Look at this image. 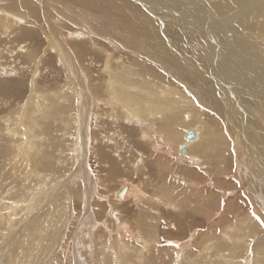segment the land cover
Segmentation results:
<instances>
[{
    "label": "rangeland",
    "instance_id": "rangeland-1",
    "mask_svg": "<svg viewBox=\"0 0 264 264\" xmlns=\"http://www.w3.org/2000/svg\"><path fill=\"white\" fill-rule=\"evenodd\" d=\"M136 1L138 2V4H136L137 10L131 9L128 6V4L125 3L124 1L121 4L119 3V7L117 8V10H118V13L120 15V21L118 22L117 16H115L116 18H114V17L109 18L108 16H104V15L97 14L95 12H91L90 10L84 9L77 2H76V4H74V1H72L73 2L72 3L71 0H34V2H35L34 6L36 7V10L38 11V13H40V18H38V20H36L35 18H31L32 22L35 19L34 20V21H36L35 25H33V24L29 25L28 22L27 23L24 22V19L22 18L24 16L19 15V13L13 9V6L11 7L9 4L5 6V5H2V2H0V7H1L0 13L4 16L3 17L0 14V19L4 18V19H2L1 24H0V28H1L0 29V33H1L0 34V36H1L0 37V122L2 123V124L1 123L0 124L3 127L4 126L6 127L7 125H13L12 128L13 127H19L20 128L19 131H22V132H24V131L28 132V129H29V133L31 136V139L29 140L28 139V138H30L29 133H28V138H27V133L25 135V132L22 134L19 131L18 132L15 131L12 138L18 139V142L20 144L15 145L14 142H13V144H10V142L6 144L3 141V143H4V145H3L1 138L9 140L11 136L10 135L7 136V134L5 132H0V213H2L5 216V218L7 217V221H5L4 223L0 221L1 222L0 223V234L2 233L0 236V264H5V263L10 264V263H8V261H10L9 258L11 255L12 246H13V244L14 245L18 244V240L20 238L23 239L21 241V243L23 245H25L24 243H26V242H24V238L26 237L25 236L26 234L24 233V230L28 229V227L30 225L27 223H23L22 226L24 228H22L19 233H17L18 227L22 222L26 221V217L28 214V213L26 214V212H29V214L32 213L34 210H35L34 212H36L37 209L39 208V205H41V201H42V198L39 197L40 202L36 201V204H35V206L32 207L33 208L32 209L29 207V206H31L30 199L29 198H25V199L23 198V194L25 195L24 189L29 185H32V186L37 185L36 182L38 181V178H39L36 176V173L33 174L31 172V167H30L31 165L30 164H32V163L28 162L29 160H31L30 154L28 153L30 150L29 144L31 143L30 142L31 140L35 141V138H36L35 134L37 133L35 131V129H30V125L33 122V118L28 114V111L30 110V108L28 107L29 106L28 102L30 101L31 96H33L35 94V90L37 93L40 92L39 94H42V92H43V91H40L39 89H36V87H37L36 81H37V84L39 86H44V87L51 89V90H57L59 85H61L60 89H64L68 85L71 87L72 90H75L78 87L80 88L79 84L81 82L77 83L76 81H74V77H72L73 80L70 79L71 77L69 76V73H67V71H69L70 69L67 68L68 65H65L66 63L64 64V62H68V61L66 59H64V57L62 55H61L62 56V58H61V56H59L57 54V52L55 50L51 49V47L49 46L51 44L50 40L55 41L54 38L51 37V32H50V28H49L50 19H51V24L53 26H56L57 29L61 32V34L63 36L66 35L67 38L74 36L71 34L72 30H74V32H75V31H78L80 28H85L86 32L87 33L89 32L87 35L90 37L91 40L88 44H84V46H82V45L78 46V44L75 43L74 45H75V47H78V49L80 47V48H84L86 50H89L90 53L89 52H87V53L90 55L92 54V56H94V58H95L93 60L94 63L90 64V56L87 54H86V57H84L82 60H80L79 56H77L75 54L74 55H75L77 65L82 68L79 75L81 74L80 76H82V78H83V81H84L83 87L85 90L90 92V95H92L93 98H95V99L99 98L101 100L102 99L106 100L107 98H109V96L107 95L105 89L107 90V89L113 88V89L117 90L118 85L115 84L114 82H113L114 85H110L109 88L105 87L103 85V83H104L105 79L106 80L113 79V78H111L110 75L113 72V69L115 67L125 66V64H123L121 62V60H123L126 64H129L133 58H138L139 60L144 59L147 63V66H149L152 69V71H154L157 74L156 75V74H154V72L151 71V75H153V76L150 75L152 78H155L154 81H156V83L164 84L159 80H162V81L167 80L168 84L173 85V87L180 88L181 91H183V93H185V91H184L185 88H187V90L186 89L185 90H186V93L188 92L187 94H189V95H190V91H192V90L194 91V92H191V95H192L193 101H194L192 107H194V109L193 108H192L193 110L190 109L189 112H191L192 116H194L195 112L192 113V111L198 110L199 112H201L203 114V116L199 118V119L204 118V119H202V124L203 123L204 124H207V123L211 124V125H209V124L205 125L204 127H200V129L203 131V132L201 131V136H202L201 138H203L205 136L204 134H205V130H206L211 135L208 134V136H206L205 138H208V139L211 138V140H213L214 139L213 137L215 136V132L217 131V132H219V136H217L216 139L222 135L223 138L222 139L220 138V141H222L223 139H226V141L228 143V151L227 150L225 151V157H224V155H222V156L220 155V159H221V157H222V159L225 158V159H223V161H225L224 162L225 164L224 163L222 164L223 167L225 166V172L224 173L222 172V174L219 175L220 177L224 176L222 179H220V180L216 179L217 175L219 174V170L216 167L217 163H215L216 165H213V164L209 165L210 167L208 166V168L205 170L204 175L208 178H206V180L203 182H198V180H195L196 185L192 184V183H194V182H192L191 183L192 186H190V182H188L186 179L187 176L184 173L185 172L184 171L185 166H182L185 163L182 159H178L176 161V158H174V161H173L174 165L168 164L166 161H163V165L160 168L161 170L159 169V171L164 172L165 168H166L165 171H166V173L168 171V174H169L170 170L175 171V172L170 171V175H172V173H173L172 177L175 176L176 180L178 178V180L176 181L177 185L179 187L181 186L180 188H183L186 185H187L186 187H188V186L191 187L190 189H192V190H188V191L191 193H194L195 199L193 197L191 200H187V203L189 205L187 204L186 206H184V204L186 203V199L183 198V200H182V197H184V196L179 195L177 197V199L175 200L176 204L177 205L179 204V205L175 206V208L173 209L171 206H170L171 207L170 208L168 205H166L167 200L165 199L164 196H161L160 201H162V202L159 204L157 202H155L158 204L157 205V204L153 203V201H155V200L154 199L152 200V198L160 195L159 191H157L156 187L159 185V182L162 180L157 181V177L155 176L157 174L156 169H155L154 165L152 163H150V161H149L150 159H151V161L154 159V155L152 156V154L150 153L152 148H151V145L147 144V143H151V141H154V143H156L155 145L157 147L159 145L162 147H168V146L166 144H163V143L161 144V142L157 141L153 137V134L151 136L152 140H150L149 139V138H151V137H149L150 133H147V135H146L144 130H143L144 133L143 132L140 133L139 128L142 127L144 129V126H142V124H139L138 122H136L132 118L131 119L133 121L131 119L128 120V122L126 119L124 120V118L126 116L123 117L125 115V111L121 105H119V106L117 105L118 107H120L119 108L120 110L117 108V106L114 107L115 109L113 108V110H115L116 112L117 111L121 112V113H118V112L116 113L115 111L113 112L117 115L121 114V120L119 121L120 124L116 123L117 125L116 124L112 125L113 127L110 125H108V126L107 125H105V126L98 125V124L102 123L103 120L109 119V118H107V116H105V114L108 111H106L107 108H104V111H105V113H104L103 109L100 108L99 110L102 113H104V116L100 117L101 112L95 111V109L98 110L96 108L95 104L103 105L102 103L104 101L101 103L94 102L92 110L89 111L90 112L89 118H88L89 120L87 121L89 126H88L87 130L90 128V126H92L93 127L92 131L94 130L96 132L93 131L94 133L92 134V131H91L90 134L92 136L91 135L89 136V139L90 138L91 139L87 140L88 143L85 144V147H84V149L82 148L83 151L81 152L83 157L86 159L85 164L88 167L89 172L92 175V178H93V184L92 185L96 187V188L93 187V189H94V193H93L94 197H92L93 202L91 201V204L89 205V207H87V210H89L88 214L87 215L83 214L84 209H85L83 207L85 205H83L84 203L82 200H79V199L77 200V197H75V198H73V200H71V204L67 202L68 206L69 205L71 206V207L70 206L67 207V209H66V203H64V197L63 198L58 197V199L53 200L49 204V206H50L49 211L46 210L48 207L47 206L45 208V214L42 215L43 217L41 219H43V218L47 219V217H48V219L50 221V225L52 226L54 224L53 222L58 221V219H60L59 223L62 222L64 220V218H66L67 215H69L70 212L72 211L71 213H74V214L69 221L68 230L65 233L64 237L60 240L61 236L57 235L55 231L51 232L52 234H50L48 231V230H50V228H48L47 230H44V232H42L40 234V236H38V238L36 237L37 240L34 242L32 249L29 252V255H27V258L21 259V257H20L21 252H24L25 248H24V246L18 245L17 247H19L18 248L19 251L17 250L18 256L15 255L16 259L21 260V264H35V263L36 264H76V263L77 264H83L85 261H83L81 258H80V260H77L75 257V254H74L75 251L77 250V248H80V247H78V245H82L83 249L85 250L84 255H90V256L94 257L93 252L96 248V245L98 246L102 242H107V241L109 242V239L111 236L119 237L118 227L121 225L116 224V221H115L116 220L115 218L120 217L119 213H117L118 215L115 213V211H118V210L122 216L121 221L124 218V219H126V221L131 222V220H132V222H133V226L131 225V229L129 230L130 233H128V235H129L128 240H129L130 237L135 236V233L133 231H138V230H134V229H136V226L139 225L138 222L144 221V220L142 221V218L139 219L140 217L137 218V216L140 215V214H138L139 211H143L142 215L144 212L148 213V215L150 214V212H148L149 211L148 207H146L147 206L146 203L147 204L149 203L148 201H150V202L152 201L151 203L153 204V206L156 209H158V214L160 212V214L158 215L159 217H157L158 218L157 220L159 222H158V229H157L158 234L157 233L156 234H157V237L159 236L158 240L163 245H165L166 247L169 248L170 255L168 256V254H167L165 256V259L167 262L166 264H175V263L178 264V261L180 259L181 260L184 259L183 254H185L186 251L189 250V248L192 249L191 252L196 253V254L195 253L190 254V257H192L191 255H193L192 258L195 257L194 259H197V258H199L198 256L200 254L199 250H201V248L203 246H207L208 250L211 249L210 252L208 253L209 255L207 256L208 262L205 264H220V263L223 264L222 262H226L227 260H228L226 262L227 264H240V263L245 264L244 260L246 261L247 257H249V256H254V254L258 250H261L262 255H264V237H263L264 236V201H263L264 200V188H263L264 187V181H262L263 180L262 178H259V177H261L260 173L262 176H264V169H263V166H264V148L262 147V145L264 143L255 142L254 138L252 137V133H250L251 131H250L249 126L244 125V122L246 124H248V122L249 123L251 122L250 120L255 122V119H254L255 117L253 116L254 114L249 112V106H247V103H245V102L237 100L238 104L233 103V105H230V104L227 105L226 103H224V105L226 104V108H225L226 112H228V114H229V116L227 117L228 119L225 118V121H224V117H222L223 116L222 114L224 113V108L221 107V110H220V109H218V108H220V106H218V104L217 105H215V103L213 105L207 104L206 100H202L204 98L202 97V94H198L200 92H198L199 91L198 89H197L198 91L196 90L195 86H193V85L189 86L190 90H188L187 86L184 87L185 85L183 83V80L179 79L180 77H178L179 76L178 73H176L175 71L173 72V69L168 65H167L168 68L165 67L166 64L163 61L164 60L163 58H160V61H163L164 64H162V62H160L161 64H159L158 63L159 60H155L159 66L156 64V62L154 60L150 61L149 57L146 55L145 44L154 42L151 38V34L153 31H155V30L159 31L161 28L168 27L167 25H168L169 20L166 19L165 17H167V14L169 16L170 9L169 8L167 9V14H166L165 12H162L160 10L156 11L154 8H153V10H150L147 7H145L144 3H141L138 0H136ZM173 1L175 2V0H171L172 6L174 5ZM253 1L254 0H251L250 3H253ZM45 2H46V8H47L46 11L43 9V5H45ZM246 2H249V0H246ZM160 4H161V2H160ZM257 7H260V11H257V12H255V10L250 11L249 12L250 17L253 19H256V21H258L259 23L264 24V18H263L264 17V5L260 4ZM74 8H75V10H74ZM3 9H5V10H3ZM6 10H8V11L10 10L9 11L10 13H7ZM173 10H174V8H173ZM31 11H29L30 16L31 17L35 16L34 13L31 15ZM109 11L112 13V10H109ZM99 13H103V12H99ZM10 14L11 15L14 14V15H12L14 19L17 16L16 17L17 19H15V20H16V23H18V24H15V23L11 24V26L13 27L11 29V32H9V30H7V29L6 30L4 29V27H6L8 21L10 20L8 18V17H11ZM199 17H200V15H199ZM199 17L197 16L196 18H194V20L189 19V21H194L191 23L192 25L202 24L203 21L200 20ZM19 18L21 21L18 20ZM114 20L117 21V23ZM124 22H125V24H129L131 26V29H129L127 26H125L124 29L126 31H122L121 28H122ZM197 22H199V23H197ZM36 23H37V25H36ZM77 24H78V26H77ZM28 25L30 27H28ZM36 26H37V28H36ZM77 27H80V28L78 29ZM206 27L208 28V30H206L207 32L205 33L207 35L206 42L208 40H211V37H212V38H214V41L221 43L220 39H219L220 28L217 26L216 27L215 26H209V27L206 26ZM39 29H40V31H39ZM3 30H5V31H3ZM179 30H180L179 32L182 31L181 29H179ZM127 31H129L130 33H127ZM239 32L243 33V35H246V37L249 38L250 41H251V39L256 41V43L253 42L251 44V47L255 46L254 48H256L258 50L256 54H259L260 56L259 57L256 56L257 60L254 59L253 56L250 57V58H253V59H250L251 61L255 60L254 61L255 63H254V62H251L250 60L247 61V59L249 57L248 58L246 57V60H244L245 58L243 59V56H241L242 54L239 52L238 56H240V58L236 57L234 60L237 63L235 62L236 63L235 64L234 61H230V65H232L234 69L236 68V69H239L240 71H242L241 67L243 65L248 70H251L257 74H258V72H257L258 69L262 68V70L264 71V67L261 65V62L264 64V35H262L263 37L261 35L258 36L256 34L251 35L249 30H247V29L243 30V31L240 30ZM234 34L235 33L230 34L232 39L233 38L234 39H240L239 36H236ZM129 38H131L132 42L127 41ZM164 39H166V37H164ZM82 40L83 39L76 40V41L81 42ZM167 40L169 41V40H171V38L168 37ZM241 40H243L242 37H241ZM175 44L176 43L171 42V45H172L173 49L175 50V52L179 53L182 56V58L180 59L181 63H183L185 65L191 64V67H193L195 65L196 61H194L190 57V53H193L192 56L202 54L204 56V58L206 57L205 53H210V50L208 48H205V47L199 48L198 45H195V49L193 52H192V49H193L192 48L191 50L186 52V54L184 55L183 53L179 52V48L177 46H174ZM190 44H192V43H190ZM202 44H205V43H202ZM253 44H254V46H253ZM31 48H32V51L30 50ZM27 49H29V50H27ZM26 50H27V52H26ZM105 51H107V52L109 51L108 52L109 54ZM110 52H111V54H110ZM221 52H222V49H221ZM35 53L37 54L35 56L36 60L34 58ZM50 55H53L52 57H54V58H52V57L50 58ZM56 55H58L59 57L58 56L56 57ZM25 56L28 57L29 59L26 58V60H25V58H24ZM187 58L190 59V60H188L189 63L183 61V60H186ZM116 59L117 60L120 59V61H117ZM239 59H242L241 60L242 62L239 61ZM249 61L251 64L249 63ZM192 63H194V65ZM238 63L239 64L242 63L241 64L242 66L240 65L241 66L240 67ZM251 65L254 69L251 68ZM85 66H86V68H89V70L88 69L85 70ZM156 67H157V69H155ZM167 69L169 71H167ZM161 72H164V73H161ZM246 72L247 71H244L243 73H237V72H235V70L234 71L232 70L231 80H228V81L229 82L230 81L235 82L236 83L235 86H236L237 90H243L245 87H247V84H248V86L251 85L250 87H252L254 85H259L258 82L254 81V83H253L251 81L252 79L245 78L244 77L245 75L246 76L249 75V73H246ZM244 73H246V74H244ZM87 74L91 77L90 80H92V82L88 80L89 77ZM162 74H165V76ZM240 75H241V77L243 75V77L241 78ZM167 76H168V78H167ZM162 77L163 78L166 77V78L162 79ZM217 77L221 78L222 79V80L220 79L221 81H225L222 73L219 74ZM199 78L201 81L200 84L202 85V82H204L205 80L201 79L200 76H199ZM199 78L197 77V82L199 81ZM101 79H102V81H101ZM96 80H98L99 84L101 85V86L99 85V87L101 88V92H100L101 95H99V93L97 92L98 89H96V87L94 88V81H96ZM168 84H166V85L169 86ZM198 84H199V82H198ZM237 84H239V85L241 84V85L238 86ZM182 85H184V86H182ZM11 86H13V87H11ZM134 86H135L134 87V89H135L136 85H134ZM191 87L192 88L194 87L195 90L192 89ZM255 88H256V90L258 89L261 91V88H259V87L257 88L256 86H255ZM162 95H164V93ZM228 96H230L229 93H227V92L222 93V99H225ZM244 98H248V96L247 97L244 96ZM5 102H7V103H5ZM196 103H198V104H196ZM194 104H196V105H194ZM204 105H205V107L203 108L202 106H204ZM236 106L238 107V110H236L237 109ZM131 107L132 106H129V107H127V109L134 110L133 107L132 108ZM197 107H198V109L195 110ZM199 108H202V109H199ZM108 109L111 110V108H108ZM243 109H245L244 110L245 112H243ZM187 110H189V109H187ZM187 110L185 111L187 114L185 112L183 113L187 119L184 120L185 118H184V116H182L184 118L183 119L184 123L186 121L189 122L188 120L191 121V115ZM201 110H203V112ZM218 110H219V112H218ZM76 111L78 112V109H76ZM220 111L223 112L220 114L221 116L218 114V113H220ZM199 112H197L195 114L199 115L198 114ZM201 113L199 116L202 115ZM96 114H97V116H96ZM189 117H190V119H189ZM26 118H29V119L27 120ZM136 118L138 119L139 117H136ZM197 119L198 118H196L195 121L192 119V121H194L198 125L197 124H196V126L190 125L191 128L188 126L189 124L183 123L184 126L181 124L180 129L183 128V129H181V131L184 129L187 130V128L188 129H195L194 126L195 127L201 126L200 125L201 123H199V122H201V120L198 119L199 120L198 121ZM96 120H98V122H95ZM139 120L144 122L143 125H146V124L149 125L150 124L149 127H152L153 124H155L157 122V120H155V121H153L154 123L153 122L149 123V122H147V120H145V119L143 120V118H139ZM227 120H228V123H227ZM28 121H30V122H28ZM196 121H198V122H196ZM3 122H4V124H3ZM216 123H218V124H216ZM219 123H221V124H219ZM27 124H29V125L27 126ZM234 124L238 125V127L234 126L233 128H231L230 125H234ZM239 124H241V125H239ZM222 125L225 127V129L222 127ZM97 126H99L98 130H95V128L97 129ZM117 126H119V127H117ZM192 126H193V128H192ZM219 127H221V128H219ZM246 127L249 129H247ZM51 128H52V131L55 132V130H56L55 125H52ZM203 128H205V129H203ZM217 128H218V130H217ZM222 128H223V131L225 130L224 132H222ZM212 129L213 130L215 129V130L213 131ZM209 130H211V131H209ZM219 130H221V131H219ZM246 130H248L249 132H247ZM89 131H90V129H89ZM231 131L238 133V137L237 138L235 137V139H234V137H232L233 134L231 133ZM207 132H206V134H207ZM31 133H33V134L35 133L34 136ZM152 133H155V134H158L161 136L165 135L164 132L161 130L156 131V132H152ZM248 133L250 134L251 137L248 135ZM127 134H128V136H127ZM131 134H133V136H132L133 138L129 137V135L131 136ZM138 134H140V135H138ZM213 134H214V136H213ZM97 135H100L101 138L98 136L99 138L97 137L96 140H94L93 136H97ZM247 135H248V137H247ZM108 136L110 138L112 137L111 140L113 139V141H115L113 143L117 147L120 144L119 147H121V151H120V155L118 156L119 159L115 156L113 157V153H109L108 156L106 155L107 158L113 157V159H115L117 161L120 160L117 163L119 168L124 167V164L128 163V164H130V166H131L130 169L132 170V168L133 169L135 168L134 163H137V161H136L137 157H141L142 155H140V154H145V157L143 158V163L145 164L146 169L144 166V167L140 168L139 170H132L134 172H131V173H130L131 170H129V172H128L129 175H126L124 177L121 175L122 174L121 172L123 171L121 168L117 170V169L108 168L106 166L105 168L103 167L104 169H102L101 163L106 162V160H105L106 158L102 157V159L100 161L99 156L97 154H98V152H101L102 149H105V147L107 148V150H109L108 152L111 151L110 148L112 147L111 146L112 143L107 141V143H108L107 144L105 142L106 141L105 139L109 138ZM244 137H246V138H244ZM130 138H132V139L130 140ZM98 139H100V140H98ZM185 139H186V137H185ZM247 139H249V140L247 141ZM21 140H23V141L21 142ZM127 140H129V142L131 141L130 144H128V143L126 144ZM140 140H142V141H140ZM261 140H264V139H261ZM145 142H147V143H145ZM252 142L253 143L255 142V143L253 144ZM94 143H95V145H94ZM97 143H98V145H96ZM138 143L141 144L140 147H138L139 146ZM87 144H88V146H87ZM8 145H9V147H8ZM123 145L124 146L127 145V149L129 151V153L126 154V152L123 151V148H124ZM221 145L223 146L224 144L221 143L220 146ZM95 146L96 147L98 146L99 148H101V150L98 149V147L96 148ZM222 146L220 147V149L222 148ZM224 147H225V145H224ZM159 148H161V147H159ZM177 149L179 150V148H177ZM84 150L86 151V153ZM157 150H159V149H157ZM33 151H36V150L33 149ZM130 151H131V154H130ZM132 151H134V152H132ZM136 151H139V153H137ZM260 151L262 152V154H260ZM21 152H23V153H21ZM66 152L65 153L63 152V154L68 155L69 150L66 149ZM162 152H164V151H162ZM132 153H134V154H132ZM170 153L171 152H168L169 156L170 155L174 156L173 153H171V154ZM82 155L81 154L77 155L78 158L76 159V161L74 163H71L72 161H69L68 165L72 166V168L68 173H71L74 169H76V166H78V163L81 160L80 157H82ZM177 155H184V153H180V151L178 153V151H177ZM194 155H196V154H194ZM200 156L202 157V155H200ZM206 156L209 157L207 159V161H209L211 159V157L208 156L207 154H206ZM13 159H15V160H13ZM127 159H129V160H127ZM212 161L216 162L213 159H212ZM212 161L210 160L209 162H212ZM4 162H5V164H4ZM16 163H17V165H16ZM19 163H20V165H19ZM131 163H132V165H131ZM22 164H24V165H22ZM194 166L196 169L200 168L199 171L201 170L200 165L199 166L194 165ZM171 167H172V169H171ZM215 167H216V169H215ZM105 169L106 170L111 169V170H114V172H113V174L110 173L109 175H107L108 172ZM208 170H211L213 172H211V171L209 172ZM203 172H204V170H203ZM30 173H32L31 176H28V174H30ZM115 173H117V174L119 173V174L114 176ZM206 173L209 176H207ZM130 174H132V176H130ZM144 175H146V176L144 177ZM32 176H34V178H32ZM57 176L59 177L57 179V181L53 180L55 183L53 181H51L49 183L51 185V187H49L50 186L49 184H48L49 186L44 185L45 187L44 186L43 187L45 189L41 188V189H38L36 191H38L39 193H47L48 195H50L51 192H55L54 195H60L58 188L55 187L56 183L58 186V184L62 180L66 179V177L68 175H65V176L57 175ZM107 176H109V178ZM179 176H181V177H179ZM24 177H28L27 180ZM106 177L108 179H110L111 182L104 183L105 182L104 180H106V181L108 180ZM122 178L128 179V181L130 179H132L131 181L134 184H140L139 187H137L138 192L136 194H132L133 197L131 195L130 196L128 195V197H127V195H126L124 201L123 200L120 201L119 200L120 197L116 198V196H114V194L116 195L115 192H118V190L120 188H122L124 184H126L125 182H128L127 180H125V181H124V179L122 180ZM150 178L152 180L148 181V179H150ZM122 181H123V184H122ZM142 181H143V183H142ZM178 181H181V182H178ZM250 181L252 184L250 183ZM53 184H55V185H53ZM156 184H158V185H156ZM161 185H163V182L161 183ZM198 185H200V186H198ZM152 186L156 189V191H154V188ZM46 188L49 189V191ZM59 189H61V188H59ZM193 189H196V190H193ZM257 189H259L260 191ZM261 189H263V190H261ZM185 190H187V189H185ZM18 191L20 192V195L18 194ZM23 191H24V193H23ZM208 191H209V193H208ZM213 191H214V193H213ZM113 192H114V194H113ZM122 192H123V190L121 191V193ZM238 192L239 193L241 192V193L239 194ZM21 193H23L22 196H21ZM138 193H141L140 195H142V196H138ZM149 193H151V194H149ZM95 194H97V195H95ZM201 194L202 195L204 194L205 197L207 196L206 199L208 200V203L211 206L208 210V215H210V216L207 218H206V216L201 215V213H199L200 214L199 215L196 212H193V210H195V209L194 208L192 209L190 207L191 205H194L199 201L198 198H200L202 196ZM32 195H34V193H32L31 196ZM152 195H153V197H152ZM175 196H177V194ZM243 196H245V197H243ZM32 197H34V196H32ZM148 198H150V199H148ZM235 198L236 199L238 198V199L236 200ZM62 199H63V201H62ZM110 199H111V201H110ZM155 199L157 201V197ZM228 199H230L229 202H227ZM233 199L235 202L233 201ZM27 200H28V202H27ZM239 200H240V202H239ZM43 201L45 202V200H43ZM137 201H138V203H137ZM193 201L194 202L196 201V202L193 203ZM140 202H142V205ZM189 202H191L192 204ZM212 202H214L215 204ZM241 202L243 205L241 204ZM28 203H29V206H27ZM114 203H115V205L118 204L116 206L118 208V210L114 209ZM120 203H123V204H120ZM228 203L236 204L237 207H235V208H238V209H236L237 211L234 210V212H232L230 210L231 211L230 216H233V215L238 216L240 214V216L243 218L244 217H246V218L247 217H253L254 218V221L249 222V223H248L247 219L245 218L243 220L244 222L242 223V226L248 225V227H250V235L247 234L246 236H242V235H240L234 231L233 228H235V226L237 227V225H238L237 220L240 223V220L236 219L237 217L233 216L232 217L233 219L230 217V219H228V221L223 220L224 223H222V220L219 219L223 215V212H224L223 210L224 209L226 210L227 207L229 208ZM61 204L64 205L63 208H62ZM221 204H223L224 206ZM239 204H240V206L242 205V208H240ZM125 207H127V209H125ZM140 207L143 209L140 210ZM52 208L53 209L55 208L54 210L56 213L54 214L52 219H50L49 214H51V211L53 210ZM60 208H62V209L60 210ZM146 208L148 209V211L146 210ZM214 208H215V210H214ZM30 209H32V210H30ZM63 209H66L67 211H63ZM191 209H192V211H191ZM57 210H59V212ZM69 210H70V212H69ZM112 211H114V212H112ZM260 211H261V213H260ZM89 212H90V214H89ZM213 212H215L214 213L215 215L213 214ZM112 213H114V215ZM60 214H62V215H60ZM219 214L220 215L222 214V215L219 216ZM256 214H258L257 217H254V216H256ZM242 215H244V216H242ZM0 216H1V214H0ZM9 216H11V217H9ZM22 216H23V218H22ZM83 216L84 217L89 216L90 218L87 219L86 222H83V221H81V218ZM146 216H147V214H146ZM160 217H162V218L159 219ZM193 217H195V218H193ZM147 218H148V216H147ZM15 220H17V221L19 220V222L17 223V221H15ZM189 220H192V222L191 221L189 222ZM193 220H194V222H193ZM34 221L36 222V218H34ZM34 221H33V223H35ZM219 221H220V223H222L221 226L218 227L217 230H214V231L210 230V229H213L215 225H219ZM134 222H136V223H134ZM225 222L226 223L229 222L228 224H230V225L226 224ZM233 222L235 224H233ZM59 223H57V226H60ZM145 223H144V225H145ZM191 223H193V224H191ZM260 223L263 224L262 225L263 227L260 226L261 225ZM106 224H108L110 226L108 229L106 228ZM208 224L210 226H207ZM139 226L142 227V224L140 223ZM145 226H147V225H145ZM227 226H229V228ZM230 226H232V227H230ZM44 227H47V226H44ZM82 228H85V229L81 230ZM227 228L231 232L230 231L227 232ZM43 229H45V228H43ZM231 229H233V230H231ZM199 230L206 231V233H204L206 236L204 238L203 244L201 242L199 243V241H200L198 239ZM77 232H78V236L80 238L77 236ZM220 232L221 233L226 232V234L222 233L224 235H221ZM44 234L46 237L44 236ZM55 234L57 235V237H54ZM10 236H11V238H10ZM233 237H234V239L231 240V238H233ZM40 238L43 239V242ZM75 238H76V240H75ZM225 238H226V240H224ZM56 239L59 240L57 245L55 243ZM111 239H113V238H111ZM8 240H9V243L7 242ZM133 240H134V238H131V242H133ZM228 240H230V241H228ZM231 241H233L234 243L237 242L236 243L237 245L235 246V244L231 243ZM10 242H12V243H10ZM41 242L43 245L41 244ZM108 242H107V244H108ZM209 242H210V244H209ZM59 243H61V244H59ZM132 244L133 243H131V245ZM168 244H169V246H168ZM187 245H189V246H187ZM132 246L135 247V244ZM173 246H174V248H173ZM211 246H212V248H211ZM258 246H259V248H257ZM134 247H132V248L134 249ZM216 247H217V249H216ZM228 247H231V248H228ZM6 249L8 252L6 251ZM133 249H132V251H134V253H132L131 260L134 262V259L136 257V253H135V250H133ZM26 251H28V250H26ZM40 251L42 254L40 253L39 261H36L35 257L39 255ZM218 253L221 255H219ZM34 254H35V257H33ZM179 254H180V257H179ZM246 254L249 256H246ZM176 256H177V258H176ZM244 256H246V259L244 258ZM220 257H221V259H220ZM224 257L227 260H222ZM239 257H240V259H239ZM137 259H138V257H137ZM174 260H176V261L173 263ZM234 260H235V262L232 263V261H234ZM126 262H129L128 259ZM91 263H93V262H91ZM96 263L98 264L100 262L94 261L93 264H96ZM114 263L115 264H126L125 261H123V260L119 261V259H114ZM84 264H87V262ZM148 264H152V262L148 260ZM159 264H161V263H159Z\"/></svg>",
    "mask_w": 264,
    "mask_h": 264
},
{
    "label": "bare ground",
    "instance_id": "bare-ground-1",
    "mask_svg": "<svg viewBox=\"0 0 264 264\" xmlns=\"http://www.w3.org/2000/svg\"><path fill=\"white\" fill-rule=\"evenodd\" d=\"M72 1H74V4H76V2H77L84 9L90 10L91 12H95V13L100 14V15L108 16L109 18H113V17L116 18L115 16H117L118 17L117 18L118 22L120 21V15H119L118 10H117V8L119 7V3L121 4L124 1L125 3L128 4V6L131 9H134V10H137L136 4H138V2L136 0H71V2ZM138 1L141 2V3H144L145 7H147L150 10H153V8H154L156 11L160 10L162 12H165L166 14H167V9L168 8L170 9L169 16L167 14V17H165L166 19L169 20L168 25H167L168 27L161 28L159 31H156V30L153 31L152 34H151V38H152V40L154 42L145 44L146 55L149 57V60L150 61L159 60L158 61L159 64H161L160 62H162V64H164V62H165V64H166L165 67H167V65L170 66L173 69V72L175 71L176 73H178V75H179L178 77H180L179 79L183 80V83H184L185 86L184 85H182V86H184V87L187 86L188 90H190L189 86H192V85L195 86L196 90L198 89L199 91L198 90L197 91L200 92L198 94H202V97L204 98L202 100H206L207 104H211V105H213L214 103H215V105L218 104V106H220V108H218V109H220V110H221V107H223L224 108V113L220 111V113H218V114L220 115L221 113H223L222 117H224V121H225V118H227L229 116L228 112H226V109H225L226 108V104L227 105H229V104L233 105V103H237V100L247 103V106H249V112L254 114L253 116L255 117L254 118L255 122H253L252 120L249 119L251 122L250 123L248 122V124H246L244 122V125L245 126H247V125L249 126L250 131H251L250 133H252V137L254 138L255 142L264 143V140H261V139H264V71L262 70V68L258 69V71H257L258 74H257V73H255V72H253L251 70H248L246 67H244V65L242 66L241 65L242 63L241 64L238 63L239 66L240 65L242 66V67L241 66L240 67H241L243 72L247 71L246 73H249L248 76L245 75L244 77L247 78V79H252L251 81L253 83H254V81L258 82L259 85H254V86L250 87L251 85L248 86V84H247V87H245L243 90H237L236 86H235L236 83L235 82H231V81H230L231 82L230 83L228 81V80H231V77H232V73L231 72H232V70L233 71L235 70V72H237V73H243L239 69H236V68L234 69L233 66L230 65V61H234L236 57L240 58V56H238L239 52L242 54L241 56H243V59L245 58L244 60H246V57L247 58L249 57L247 59V61L250 60V59H253V58H250L251 56H253L254 59H256V56L257 57L260 56L259 54H256L258 50L256 48H254L255 47L254 44H253L254 47H251V44L253 42L256 43V41H254L253 39H251V41H250L249 38L246 37V35H243V33H240L239 31L240 30L243 31V30L247 29V30H249L251 35H254V34H256L258 36L259 35H261V36L264 35V24H261L258 21H256V19L251 18L250 14H249V12L253 11V10H255V12L260 11V7H257V6H259L260 4L264 5V0L263 1L262 0H254L253 3H250L251 0H249V2H246V0H207V1L206 0H175V2L173 1V3H174L173 6L171 5V0H138ZM0 2H2V5H5V6L8 5V4L11 7L13 6V9L16 10V12H18L19 15H23L24 16V17H22L24 19V22H26V23L28 22L29 25H31V24L35 25L36 21H34V20L35 19L38 20V18H40V13H38V11L36 10V7L34 6V4H35L34 0H1ZM160 2H161V4H160ZM173 8H174V10H173ZM43 9L45 11L47 9L46 8V2H45V5H43ZM3 10H5V9H3ZM74 10H75V8H74ZM109 10H112V13ZM9 11L6 10L7 13H10ZM29 11H31V15L34 13L35 16L31 17L30 14H29ZM99 12H103V13H99ZM12 15H14V14H12ZM12 15H11V17H8L10 19L8 21V23H7L8 26L7 25H6V27L3 26L4 29L5 30L6 29L9 30V32H11V29L13 28L11 26V24H14V23L18 24V23H16V20H15V19H17L16 18L17 16L15 15L16 17L14 19ZM199 15H200V17H199ZM197 16L199 17L200 20L203 21L202 24L192 25L191 23L194 22V21H189V19H193L194 20V18H196ZM31 18H35L33 20V22H32ZM2 19H4V18L0 19V24H1ZM18 20H20V18ZM115 22L117 23V21H115ZM197 23H199V22H197ZM29 25H28V27H30ZM36 25H37V23H36ZM77 26H78V24H77ZM125 26H127L129 29H131V26L129 24H125V22H124L123 26L121 28L122 31H126L124 29ZM206 26H208V27L209 26H215V27L217 26V27L220 28V31H219L220 37H219V39H220L221 43H218V42L214 41V38H212V37H211V40H208L206 42L207 35L205 33L207 32L206 30H208V28ZM36 28H37V26H36ZM49 28H50V32H51V37L54 38V40H55V41L50 40L51 44L49 46L51 47V49L55 50L59 56L62 55L64 57V59H66L68 61V62H64V64L66 63L65 65H68L67 68L70 69L69 71H67V73H69V76L71 77L70 79L73 80L72 77H74V81H76L77 83H80V82L81 83L79 84L80 88L78 87L75 90H72L69 85L67 87H65L64 89H60L61 85H59L57 90H51V89H48V88H46L44 86H39L37 84V81H36V85H37L36 89H39L40 91H43V92H42V94H39L40 92L37 93L36 90H35V94L33 96H31L30 101L28 102L29 103L28 107L30 108V110L28 111V114L33 118V122L30 125V129H35V131L37 132L36 134L34 133L36 135V138L34 137L35 141L31 140L30 141L31 143L29 144L30 150H29L28 153L30 154L31 160H29L28 162L32 163V164H30L31 166L29 165L31 167V172L33 174L36 173V176L39 177V178H38V181L36 182L37 185H33V186L29 185V186H27L24 189L25 190V195L23 194L24 193V191H23V193H21V196L23 194V198L24 199L25 198H29L30 199L31 206H29V203L27 205L30 208L35 206L36 201H39V197L42 198V201H41V205H39V208L37 209L36 212H34L35 210L32 213H30V214H29V212H26V214L27 213L29 214V215L27 214L26 221L22 222L19 225L17 233H19L21 231V229L24 228L22 226L23 223H27L30 226L28 227V229L24 230V233L26 234L25 235L26 239L24 238V242H26V243H24L25 245H23L21 243V241L23 240L21 238L18 240V244H16V245L13 244L11 255H10V258H9L10 261H8V263H10V264H21V260H17L16 257H15V255H17V250L19 248L17 246L18 245L24 246V248H25L24 252H21V256L20 257H21V259L27 258V255H29V252L32 249V246H33L34 242L37 240L38 236H40V234L42 232H44V230H47L48 228H50V230H48L50 234H52L51 232L55 231L57 235L61 236L60 240L64 237L65 233L68 230L69 221H70V219L72 218V216L74 214V213H71L72 211L70 212V210H69L70 214L67 215V217L64 218V220L62 222L59 223L60 219H58V221L53 222L54 224L52 226L50 225V221H49L48 217H47V219H45V218L41 219L43 217L42 215L45 214V208L48 206L46 210L49 211V209H50L49 204L53 200L58 199V197H62V198L64 197V203H66V209H67V207L70 206V205L68 206V203L71 204V200H73V198L77 197V200L78 199L82 200L83 203H84L83 205H85L83 207V208H85L83 214L84 215L88 214L89 210H87V207H89V205L91 204V201H92V197H94V195H93V193H94L93 187H95V186L92 185L93 184V178H92L91 173L89 172L88 167L85 164V160L86 159L83 157L81 152L83 151L82 148L84 149L85 144L88 143L87 140L91 139V138L89 139V136L91 135L90 133H91L93 127L90 126V128H89L90 131H89V129L87 130V128L89 126L87 121L89 120L88 119L89 118V113H90L89 111L92 110L94 102L101 103V102L104 101L102 103L103 105L95 104L96 108L98 109V110L95 109V111H100L99 110L100 108L103 109V111H104V108H107L106 111H108L105 114V116H107V118H109V119L103 120V122L101 121L102 123L99 122L100 124H98V125H100V126H105V125L112 126V125H115L116 123L120 124L119 121L121 120V114L117 115V114L113 113L115 111V110H113V108L116 107L117 105L118 106L121 105L123 107L124 111H125V115L123 117H125V116L126 117L124 118V120L126 119L127 122H128V120H130L132 118L133 120H135L136 122H138L139 124H142V126H144V129L142 127L139 128L140 130L138 129L140 133H142L143 130H144L146 135H147V133L151 134V135L149 134V137H151L152 134H153V137L157 141L161 142V144L163 143V144H166L168 146V147H162V146L159 145L157 147L155 145L156 143H154V141H151V143L145 142L147 144H150L151 148H152L150 153L152 154V156L154 155V159L152 161L150 159L149 161H150V163H152L154 165V167L156 169V173L157 174L155 176L157 177V181L158 180L159 181L162 180V181L159 182V185L156 184V185H158L157 186L158 188L156 187V189H157V191H159L160 195L156 196L157 197V201L155 199L156 197L152 198V200L153 199L155 200V201H153V203H155V202H157L158 204L161 203L162 201H160V197L164 196L165 199L167 200L166 201V205H168L169 207L171 206L174 209L175 206L179 205V204L177 205L176 202H175V200L177 199V197L179 195L184 196V197L181 196L182 200H183V198L186 199V203L184 204V206H186L188 204L187 200H191L194 197V193H191V192L188 191V190H192V189H190L191 187H189V186L186 187L187 186L186 185L185 187L180 188L181 186L179 187L177 185L176 181L178 180V178L176 180L175 176L172 177L173 173H172V175H170V171L171 170L169 171V174H168V171L166 173V171H165L166 168L164 169V172L163 171L162 172L159 171V169L163 165V161H166L168 164L174 165L173 164L174 158H176V161L178 159H182L184 161V163H185L184 165H182V166H185V169L183 168L184 171H185L184 173L187 176V178H186L187 181L190 182V186H192L191 185L192 182H194L192 184L196 185L195 180H198V182H203V181L206 180V178H208L204 174H205V170L208 168L209 165H212V164L216 165L215 163H217L216 167L219 170V174L217 175L216 179H219V180L222 179L224 176L220 177L219 175L222 174V172L223 173L225 172V166L223 167V165H222L225 162V161H223V159H225V158L222 159V157H221V159H222L221 160L220 159V155L221 156L224 155V157H225V151L226 150L228 151V143H227L226 139H223L222 141H220V138L221 139L223 138L222 135L219 138L216 139V137L219 136V132H217V131L215 132V136L213 134V136H214L213 140H211V138L210 139L205 138L209 134V132H207L206 130H205V134L203 133L205 136L203 138H201L202 137L201 136V131L202 130L200 129V127H204L205 125H208L209 123H207V124L203 123L204 125L202 124V119H204V118L199 119L200 117L203 116V114L197 110L198 107L195 109L197 111H192V113L199 112L198 114L200 115V113H201L202 114L201 116H199V115H197L195 113H194V116H192L191 112H189L190 109L191 110L194 109V107H192L194 101H193V97L191 95V92H194L193 90L190 91V95H189V94H187L188 92L186 93L187 88H185L186 90L183 88L184 91H185V93H183V91H181L180 88L173 87V85L168 84L167 80L162 81V80L158 79L159 81H161L164 84L156 83V81H154L155 78L151 77V76H153V75H151L152 69L149 66H147L146 61L144 59L139 60L138 58H133L130 61L129 64H126L123 60H121V62L123 64H125V66H121V67L117 66V67H115L113 69V72L110 75L111 78H113V79H108V80H106V79L104 80L103 79L104 80L103 85L105 87L109 88L110 85H114V83H115V84L118 85L117 90H115L113 88L112 89H107V90L105 89V91H106L107 95L109 96V98H107L106 100H103V99L101 100L99 98L95 99V98H93L92 95H90L89 91L84 89V87H83V85H84L83 78H82V76H80L81 74L79 75V73H80L82 68L77 65L76 59H75V55L79 56L80 60H82L84 57H86V54H87V55L90 56V64L94 63V61H93L95 59L94 56H92V54L90 55V54L87 53V52H89V50H86V49L80 48V47L78 49V47H75V45H74L75 43H77L78 46H80V45L84 46V44H88L90 42V40H91L90 37L87 35L89 32L87 33L85 28L77 27L78 29L80 28L81 30L79 29L78 31H75V32H74V30H72L71 34L74 35V36L70 37V38H67L66 35L63 36L61 34V32L57 29L56 26H53L51 24V19H50ZM179 29H181L182 31L179 32L180 31ZM5 30H3V31H5ZM39 31H40V29H39ZM127 33H130V32L127 31ZM231 33L232 34L235 33L234 35L239 36L240 39H234V38L232 39L231 35H230ZM164 37H166V39H164ZM168 37H170L171 40L168 41L167 40ZM241 37H242V39L244 41L241 40ZM80 39H83V40L81 42L76 41V40H80ZM127 41L128 42H132L131 38H129ZM171 42L172 43H176L174 46H177L179 48V52L183 53L184 55L186 54V52H188L192 48H193L192 49V52H193L194 49H195V45H198L199 48H203V47L208 48L210 50V53H205L204 52L206 54L205 58H204V56L202 54H198V55L192 56L193 53H190V57L194 61H196L195 65H194V63H192L194 66L191 67V64L190 65H185V64L181 63L180 59L182 58V56L179 53L175 52V50L173 49V47L171 45ZM201 42L205 43V44H202ZM190 43H192V44H190ZM221 49H222V52H221ZM27 50H29V49H27ZM27 50H26V52H27ZM30 50L32 51V48ZM105 52H107V51H105ZM110 54H111V52H110ZM36 55L37 54L35 53V55H34L35 60H36V57H35ZM58 55H56V57ZM52 56L53 55H50V58ZM62 56H61V58H62ZM24 58L26 60V58H28V57L25 56ZM52 58H54V57H52ZM160 58H163L164 62L160 61ZM188 60H190V59L187 58L186 60H183V61L189 63ZM241 60L242 59H239V61H241ZM117 61H120V59L117 60ZM250 61H249V63H250ZM254 61H251V62H254ZM235 62L236 61H234V63ZM156 64H157V62H156ZM261 65L264 67V64L262 62H261ZM251 68H253L252 65H251ZM86 69L89 70V68H86V66H85V70ZM155 69H157V67ZM167 71H169V70L167 69ZM152 72H154V71H152ZM161 73H164V72H161ZM221 73H222L225 81H221L222 79L217 77ZM246 73H244V74H246ZM154 74H156V73L154 72ZM162 75L165 76V74H162ZM198 75L201 77V79L205 80L204 82H202V85L200 84L201 81H200V78H199ZM88 77H89L88 80L92 82V80H90L91 77L89 75H88ZM197 77L199 78L198 82H199L200 85L197 82ZM240 77H241V75H240ZM242 77H243V75H242ZM164 78H166V77H164ZM164 78L162 77V79H164ZM167 78H168V76H167ZM101 81H102V79H101ZM97 82H98V80L94 81V88L96 87V89H98L97 92L99 93V95H101V93H100L101 92V88L99 87L100 84H99V82L98 83ZM166 84H168L170 87L167 86ZM134 85H136L135 89H134V87H135ZM237 85L240 86L241 84L240 85L237 84ZM255 86L257 88L258 87L261 88V91L258 90V89L256 90ZM11 87H13V86H11ZM195 88L193 87L192 89L195 90ZM225 92L229 93L230 96L226 97L225 99H222V93H225ZM163 93H164V95H162ZM244 96H246V97L248 96V98H244ZM5 103H7V102H5ZM224 103H226V104L224 105ZM196 104H198V103H196ZM196 104H194V105H196ZM118 106H117V108L119 109L120 107H118ZM129 106H132L134 110L127 109V107H129ZM202 107L204 108L205 105L202 106ZM108 108H111V110H109ZM236 108L235 109L238 110L237 106H236ZM76 109H78V112L76 111ZM187 109H189V110H187ZM199 109H202V108H199ZM186 110L191 115V121L188 120L189 122L186 121L184 123V120H186L187 118L184 116L183 113ZM244 110L245 109H243V112H245ZM201 111L203 112V110H201ZM218 112H219V110H218ZM104 113H105V111H104ZM104 113L101 112L100 113V117L104 116ZM118 113H121V112H118ZM96 116H97V114H96ZM182 116H184L185 119ZM136 117L143 118V120L145 119L149 123H151V122H153L155 120H157V122L155 124H153L152 127H149L150 124L149 125L148 124L143 125L144 122L139 120V118L137 119ZM29 118H26V119L28 120ZM196 118L201 120V122H199V123H201L200 124L201 126L195 127L196 124H197V123L194 122ZM189 119H190V117H189ZM192 119L194 121H192ZM198 121H196V122H198ZM28 122H30V121H28ZM95 122H98V120H96ZM183 123L184 124H189L188 126L190 128H191L190 125H195L194 126L195 129H193V130L195 131L196 135L191 140L185 139V137H186V135H187V133H188V131L190 129L187 128V130L184 129L182 131H181V129H183V128L180 129V125L181 124L183 125ZM227 123H228V120H227ZM1 124H0V126H1ZM3 124H4V122H3ZM216 124H218V123H216ZM219 124H221V123H219ZM28 125L29 124H27V126ZM52 125H55V127H56L55 132L52 131V128H51ZM209 125H211V124H209ZM239 125H241V124H239ZM12 126L13 125H7L6 127L5 126L4 127L3 126L0 127V132H5L7 134V136L8 135L11 136L9 140L1 138L2 143L4 141V143H6V144L9 143V142H10V144H13V142H14L15 145L20 144L18 142V139L12 138L13 134L15 133V131L18 132L20 128L19 127H13L12 128ZM234 126L238 127V125H236V124L230 125L231 128H233ZM98 127L99 126H97V129L95 128V130H98ZM117 127H119V126H117ZM222 127L225 129V127L223 125H222ZM192 128H193V126H192ZM219 128H221V127H219ZM223 128H222V132L225 131V130L223 131ZM249 128H247V129H249ZM203 129H205V128H203ZM160 130L164 132V134H165V135L163 134L164 136L152 133V132H156V131H160ZM217 130H218V128H217ZM93 131H92V134L94 132H96V131H94V132ZM209 131H211V130H209ZM219 131H221V130H219ZM246 131L249 132L248 130H246ZM19 132L23 134L25 131L24 132L19 131ZM206 132H207V134H206ZM26 133H27V138H28L29 129H28V132H25V135H26ZM231 133L233 134V136L232 135L231 136L234 137V139H235V137L236 138L238 137V133H235L234 131L233 132L231 131ZM31 134H33V133H31ZM34 134H33V136H34ZM100 135L93 136V139L96 140V138L98 136L100 137ZM138 135H140V134H138ZM209 135H211V134H209ZM248 135L250 136L249 133H248ZM248 135H247V137H248ZM29 136H30V133H29ZM127 136H128V134H127ZM132 136H133V134H131V136L129 135V137H132ZM109 138H106L105 142L107 143V141H109V142L112 143V145H111L112 147L110 148L111 151L108 152L109 150H107V148L105 147V149H102V151L98 152V154H97L99 156L100 161H101L102 157L106 158L105 159L106 162H102L101 163V168L104 169L106 166L108 168L117 169V170L121 168L123 170L121 172L122 173L121 175L123 177L126 176V175H129L128 172H129V170H131L130 169V167H131L130 164H128V163L124 164V167H120L119 168L117 163L120 160L117 161V160L113 159L114 156L119 159L118 156L120 155V151H121V147H119L120 144L117 147L113 143L115 141H113V139L111 140L112 137L110 139ZM132 138H130V140ZM244 138H246V137H244ZM28 139L30 140L31 136ZM149 139L152 140V137L149 138ZM98 140H100V139H98ZM248 140L249 139H247V141ZM22 141L23 140H21V142ZM140 141H142V140H140ZM130 142H129V140H127L126 144L127 143L130 144ZM220 142L223 143L225 145V147H224V145L223 146L221 145L222 148L220 149V147H221L220 146V144H221ZM4 143H3V145H4ZM94 145H95V143H94ZM96 145H98V143ZM87 146H88V144H87ZM140 146H141V144H139L138 147H140ZM182 146H185V148H186L183 152H181V147ZM8 147H9V145H8ZM159 147H161V148H159ZM262 147L264 148V144L262 145ZM177 148H179V150ZM33 149L36 150V151H33ZM66 149L69 150L68 155L67 154L66 155L63 154V152L64 153L66 152ZM98 149L101 150V148H99V147H98ZM157 149H159L161 152L159 150H157ZM123 151L126 152V154L129 153V151L127 149V145L124 146ZM162 151H164V152H162ZM177 151H178V153H179V151H180V153H184V155H177ZM132 152H134V151H132ZM136 152L139 153V151H136ZM168 152L173 153L174 156H171V155L169 156ZM21 153H23V152H21ZM85 153H86V151H85ZM109 153H113V157L112 158L110 157L111 159L109 157L108 158L106 157V155L108 156ZM79 154H81L82 157H80V159H81L80 162L79 163L77 162L78 166L75 165L76 169H74L71 173H68L71 170V168H72V166L68 165L69 161H72L71 163H74L76 161V159L78 158L77 155H79ZM130 154H131V151H130ZM132 154H134V153H132ZM194 154H196V155H194ZM206 154L211 157V159H210L211 161L213 159L216 162H213V161L209 162L210 160L207 161V159L209 157H207ZM260 154H262L261 151H260ZM140 155H142V156L141 157H137V160H136L137 163H134V167L135 168L134 169L132 168V170H139L140 168L145 166V164L143 163V158L145 157V154H140ZM200 155H202V157ZM15 159H13V160H15ZM127 160H129V159H127ZM132 163H131V165H132ZM4 164H5V162H4ZM16 165H17V163H16ZM19 165H20V163H19ZM22 165H24V164H22ZM194 165H197V166L200 165L201 170L199 171V169H200L199 167H198L199 169H196ZM216 167H215V169H216ZM145 169H146V166H145ZM171 169H172V167H171ZM263 169H264V166H263ZM132 170L130 171V173L134 172ZM203 170H204V172H203ZM106 171L108 172L107 175H109L110 173L113 174V172H114V170H111V169H107ZM208 171L210 172L211 170H208ZM173 172H175V171H173ZM211 172H213V171H211ZM32 173L28 174V176H31ZM64 174L68 175L66 177V179L62 180L58 184V186H57V183H56V186H55V187L58 188V191H59L60 195H54L55 192H51V194L48 195L47 193H39L38 191H36V190L41 189V188L45 189L44 185H48L53 180L57 181V179L59 178L57 175L65 176ZM118 174L115 173L114 176L118 175ZM130 176H132V174H130ZM145 176L146 175H144V177ZM207 176H209V175L207 174ZM260 176L261 177H259V178H262L263 179L262 181H264V176H262L261 173H260ZM107 177L109 178V176H107ZM179 177H181V176H179ZM24 178L27 180L28 177H24ZM32 178H34V176H32ZM123 179L124 178H122V180ZM125 180L128 181V179H124V181ZM131 180L132 179H130L128 182H125L126 184H124L125 186L123 185L122 188H120V189L118 188L119 189L118 192H115L116 195L113 192V194H114V196H116V198L117 197L121 198V199L119 198L120 201H122V200L124 201L126 195L128 197V195L132 196V194H136L138 192L137 191V187H139L140 184H134ZM149 180L151 181L152 179L150 178V179H148V181ZM104 181H105L104 183L111 182L110 179H108L107 181L106 180H104ZM162 182H163V185H161ZM178 182H181V181H178ZM142 183H143V181H142ZM250 183H251V181H250ZM122 184H123V181H122ZM53 185H55V184H53ZM198 186H200V185H198ZM49 187H51V185ZM59 188H61V189H59ZM156 189L154 188V191H156ZM185 189H187V190H185ZM47 190L49 191V189H47ZM122 190H124L123 192H125V194L121 193ZM193 190H196V189H193ZM257 190H259V189H257ZM261 190H263V189H261ZM32 193H34V195H32L34 197L31 196ZM208 193H209V191H208ZM213 193H214V191H213ZM18 194L20 195L19 191H18ZM140 194L141 193H138V196H142ZM149 194H151V193H149ZM176 194H177V196H175ZM95 195H97V194H95ZM152 197H153V195H152ZM206 197L203 194L200 198H198L199 201L197 200L198 202L196 204H194L195 206L191 205L190 207L192 209L193 208L195 209V210H193V212H196L197 214L201 213V215L206 216V218H207V217L210 216V215H208V210H209V208L211 206L209 205L208 200L206 199ZM243 197H245V196H243ZM150 198H148V199H150ZM194 199H195V197H194ZM230 199H228L227 202H229ZM28 200H27V202H28ZM43 200H45V202ZM62 201H63V199H62ZM110 201H111V199H110ZM233 201H234V199H233ZM148 202H149L148 204L146 203L147 206L146 205L145 206L148 207L149 211H148L147 208H146V210L148 212H150V214L148 215V213L144 212L143 215H142L143 211H139L138 214H140V215L137 216V218H139V217H140L139 219L142 218V221L144 220L146 223L144 221L143 222H138L139 225H140V223L142 224V227L137 225L136 229H134V230H138V231H133L135 233V236L130 237L129 240H128V236H129L128 233H130L129 230L131 229V225L133 226V222H132V220H131L132 223L129 222V221H126V219H124V218L121 221V217H122L121 213L119 212L118 208L116 207L118 204L116 203L117 205H115V203H114V209L118 210V211H115V213L116 214L119 213V216H120L118 218H115L116 219L115 220L116 224H120L121 225V226L118 227L119 237L111 236L110 239L111 238H113V239H111V240L109 239V242L107 241L108 244H107V242H102L98 246L96 245V248H95V250L93 252L94 257L90 256V255H84L85 250L83 249L82 245H78V247H80V248H77V250L74 253L76 259L80 260V258H81L83 261H85L84 263L87 262V264H93L94 261H99L100 263H98V264H115L114 263V259H119V261L123 260V261H125L126 264H130V263L131 264H148V260L151 261L152 264H159V263L166 264L167 262H166L165 256L167 254H168V256L170 255L169 248L166 247L165 245H163L158 240L159 236L157 237V234H158L157 233V229H158V222H159L157 220L158 219L157 217H159L158 215L160 214V212L158 214V209H156L153 206V204L151 203L152 201L151 202L148 201ZM195 202L193 201V203H195ZM239 202H240V200H239ZM137 203H138V201H137ZM140 203L142 205V202H140ZM157 203H155V204H157ZM189 203H191V202H189ZM212 203H214V202H212ZM120 204H123V203H120ZM241 204H242V202H241ZM221 205H223V204H221ZM228 205H229V208L227 207L226 210L222 209L224 211L223 215L221 214L222 215L221 216L219 214V216H221L219 219L222 220V223H224L223 220L228 221V219H230V217L232 218L234 216V215L230 216L231 211L234 212V210L237 211L236 209H238V208H235V207H237L236 204L228 203ZM242 205L240 206V204H239L240 208H242ZM63 207H64V205H62V208ZM62 208H60V210ZM32 209H30V210H32ZM54 209L51 211V214H49V218L50 219H52V217L56 213ZM66 209H63V211H67ZM125 209H127V207H125ZM141 209H143V208L140 207V210ZM192 209H191V211H192ZM214 210H215V208H214ZM57 211L59 212V210H57ZM112 212H114V211H112ZM214 213L215 212H213V214ZM260 213H261V211H260ZM0 214H1L0 221L3 222V223L5 221H7V217L5 218V216L2 213H0ZM89 214H90V212H89ZM112 214L114 215V213H112ZM146 214H147L148 218H147ZM258 214H256V216H254V215L253 216L257 217ZM60 215H62V214H60ZM242 216H244V215H242ZM9 217H11V216H9ZM234 217H237L236 219L240 220V223L237 220L238 225L236 224L237 227L235 226V228H233L234 231L237 232L238 234L242 235V236H246L247 234L250 235V227H248L247 224H246L247 226H242V223L244 222L243 220L246 217L243 218V217L240 216V214L238 216H234ZM22 218H23V216H22ZM34 218H36V222L34 221ZM89 218H90L89 216H86V217L83 216L81 218V221L86 222L87 219H89ZM161 218L162 217H160L159 219H161ZM193 218H195V217H193ZM246 219H247L248 223L254 221L253 217H247ZM15 221H17V220H15ZM33 221L35 223H33ZM190 221L192 222V220H189V222ZM18 222H19V220L17 221V223ZM136 222H134V223H136ZM193 222H194V220H193ZM57 223H59L60 226H57ZM144 223L147 226H145ZM222 223H220V221H219V225H215L214 228L210 229V230H212V231L217 230V228L220 227ZM228 223H226V224H228ZM191 224H193V223H191ZM233 224H235V223L233 222ZM228 225H230V224H228ZM262 225L263 224H261L260 226H262ZM44 226H47V227H44ZM207 226H210V225L208 224ZM109 227L110 226L108 224H106V228L108 229ZM227 227L229 228V226H227ZM230 227H232V226H230ZM43 228H45V229H43ZM228 228H227V232L230 231V230H228ZM84 229L85 228H82L81 230H84ZM233 229H231V230H233ZM204 233H206V231L199 230V233H198L199 234L198 239L200 240L199 243L201 242L203 244L204 238L206 236ZM222 233L226 234V232H222ZM222 233H221V235H224ZM1 234H0V236H1ZM45 234H44V236H45ZM56 234H55L54 237H57ZM77 236H78V232H77ZM10 238H11V236H10ZM131 238H134L133 242H131ZM232 239H234V237L231 238V240ZM41 240L43 242V239H41ZM75 240H76V238H75ZM224 240H226V238ZM228 241H230V240H228ZM233 241H231V243H234ZM7 242L9 243V240ZM42 242H41V244H42ZM58 242H59V240L56 239V242H55L56 245H57ZM237 242L234 243L235 246L237 245L236 244ZM10 243H12V242H10ZM131 243H133L132 245L135 244L136 248L134 246H132ZM59 244H61V243H59ZM209 244H210V242H209ZM168 246H169V244H168ZM187 246H189V245H187ZM132 247H134V249ZM173 248H174V246H173ZM211 248H212V246H211ZM228 248H231V247H228ZM257 248H259V246ZM132 249L135 250V253H136L135 259L133 258L134 262L131 260L132 253H134V251H132ZM216 249H217V247H216ZM26 250H28V251H26ZM210 250H208L207 246H203L201 248V250H199L200 251L199 253L201 254V255L199 254V256H198L199 258L194 259L195 257L192 258L193 255H191L192 257H190V254H193L195 252H191L192 249L189 248V250H187L186 253L183 254V258L184 259H182V260L180 259L178 261V264H205V263L208 262L207 256L209 255L208 253L210 252ZM6 251H7V249H6ZM40 253H41V251L39 252V255L36 256V257H35V254L33 255V257L36 258V261H39ZM219 255H221V254H219ZM246 256H249V255L246 254ZM246 256H244L245 259H246ZM137 257H138V259H137ZM179 257H180V254H179ZM176 258H177V256H176ZM224 258L222 260H227L226 258L225 259ZM127 259H128L129 262H126ZM220 259H221V257H220ZM239 259H240V257H239ZM175 261L176 260H174L173 263ZM91 262H93V263H91ZM226 262H222V263L223 264H227ZM233 262H235V260L232 261V263ZM244 262H245V264H263L264 263V255H262V251L261 250H258L254 254V256L247 257L246 261L244 260Z\"/></svg>",
    "mask_w": 264,
    "mask_h": 264
},
{
    "label": "water",
    "instance_id": "water-1",
    "mask_svg": "<svg viewBox=\"0 0 264 264\" xmlns=\"http://www.w3.org/2000/svg\"><path fill=\"white\" fill-rule=\"evenodd\" d=\"M196 135L195 131L193 129H190L186 135V139L187 140H191L194 136ZM185 146L181 147V152H183L185 150ZM124 191V190H123ZM125 192H122V194H124Z\"/></svg>",
    "mask_w": 264,
    "mask_h": 264
}]
</instances>
